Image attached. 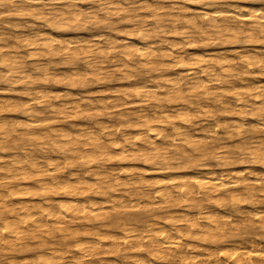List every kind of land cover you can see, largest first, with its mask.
Returning <instances> with one entry per match:
<instances>
[{
    "label": "bare ground",
    "instance_id": "obj_1",
    "mask_svg": "<svg viewBox=\"0 0 264 264\" xmlns=\"http://www.w3.org/2000/svg\"><path fill=\"white\" fill-rule=\"evenodd\" d=\"M166 5L0 0V264H264V2Z\"/></svg>",
    "mask_w": 264,
    "mask_h": 264
},
{
    "label": "rangeland",
    "instance_id": "obj_2",
    "mask_svg": "<svg viewBox=\"0 0 264 264\" xmlns=\"http://www.w3.org/2000/svg\"><path fill=\"white\" fill-rule=\"evenodd\" d=\"M171 1L172 0H160V3L161 4H163L164 6H165V4H168V5H166V6H170V3H171ZM100 30L102 31V29L100 28ZM84 33V34H83ZM76 34V36H77V38H78V36H80V38L81 39H86V38H88V33L86 32V31H80V32H78V33H71L70 35H69V37L70 38H76V36L74 37V35ZM84 35V36H83ZM82 36H83V38H82ZM227 49H230V46H225ZM225 47H223V49H226ZM210 50H220V49H218V48H212V49H210ZM251 50V49H250ZM41 63H45V61H42ZM52 69L51 70H53V71H51L52 73H56L57 74V76H60V77H62L63 76V74H64V72L66 73V71H67V68H66V66H63V65H60L59 66V64H57L56 66L53 64L52 66ZM54 67V68H53ZM60 69V70H59ZM81 69V68H80ZM65 70V71H64ZM260 80H262L263 82H264V78L263 79H260ZM113 81H115V82H113ZM113 81L111 82V84H109V85H107L106 87L105 86H103L102 84H100V83H98L97 84V82L96 83H92L90 86H88L87 88H85V90L83 91L81 88H79V90H78V88H76V89H74V93H80L82 96H84V97H90L92 100H95V99H97L99 96H100V94H101V91L102 90H105L107 87H109L110 89H115V87L116 88H118L119 86H121L123 83H121V84H119L120 82L118 81V77L116 76L115 78H113ZM58 87V88H57ZM57 87H54L53 85H52V89H54L55 91H56V89H57V91H63L65 88H64V86H59V85H57ZM5 88H6V86L4 85V83L2 82V81H0V100H3V101H11V102H19L20 101V89L19 88H17V89H15V91H12V92H7V91H4L5 90ZM60 88V89H59ZM62 88V89H61ZM3 91H2V90ZM99 90L100 91V94L99 95H96V94H98L99 93V91L98 92H96L97 90ZM101 89V90H100ZM2 91V92H1ZM91 91H92V93H91ZM88 94H87V93ZM95 92H96V94H95ZM10 93V94H9ZM16 93H17V95H16ZM90 94V95H89ZM92 94V95H91ZM96 95V96H95ZM7 96V97H6ZM123 112H128L129 110L130 111H132L131 109H126V108H120ZM116 112H118L117 110H115ZM3 116L6 118V119H8V120H10V121H12V120H15L17 117H18V114H17V112H11V113H9V114H7V113H4L3 114ZM9 116V117H8ZM221 120H224V118H222ZM84 121H86V120H84ZM83 124H86L87 125V123L86 122H83ZM248 124V123H247ZM259 134H261V133H258L257 134V137H256V135L253 137V138H251V137H249V136H247L248 138L247 139H249V138H251V139H249V140H252L253 139V141L252 142H249L250 144H246V142H241L242 140H237V138H234L232 141L234 142H232V141H224L223 143H221L220 144V147H223V148H225L226 147V150H227V148L228 149H230L229 147H231V150L233 149L234 151H231V150H228L229 152H230V154H237V155H233V158H237L238 159V161H236V162H234L233 164L234 165H232V168H236V169H241V168H243V167H245L246 165L247 166H249L247 163H245V161L243 162L242 161V157H240V156H243V155H245L246 153H247V151L245 152V150L247 149V150H250V151H253L254 149L252 148L253 146L255 147V150L254 151H256V152H258V150L260 151H264V134L262 133L261 135H259ZM261 136V137H260ZM259 137V138H258ZM239 139V138H238ZM254 139H256V142H255V140ZM236 140V141H235ZM248 140V141H249ZM260 140V141H259ZM258 141V142H257ZM251 143L253 144V145H251ZM260 143V144H259ZM229 145V146H228ZM245 145V146H244ZM232 146H233V148H232ZM234 146L236 147V148H234ZM237 146H238V148H237ZM252 146V147H251ZM219 147V148H220ZM248 147V148H247ZM260 147V148H259ZM263 147V148H262ZM218 148V147H217ZM241 148H243L242 150H244V151H242L241 150ZM251 148V149H250ZM257 148H259V149H257ZM236 149V150H235ZM217 150H220V149H217ZM238 150H239V152H238ZM242 151V154L243 155H241V152ZM253 151V152H254ZM234 152V153H233ZM237 152V153H236ZM245 154H244V153ZM259 153V152H258ZM231 155V156H232ZM241 158V159H240ZM243 158H244V156H243ZM240 161H242V163H244L243 165L241 164V162ZM206 164H210V165H213V163H212V161H207L206 162ZM238 164H241V166H239ZM250 164V163H249ZM129 166H130V164H128ZM120 165L119 164H113V165H111V167L112 168H115V167H119ZM138 166V168H145V166H143V165H137ZM252 167H253V169H257L256 170V173H261V171H262V166L259 164V163H257V164H253V165H251ZM261 166V167H260ZM258 167V168H257ZM116 169V168H115ZM259 170V171H258ZM147 178H150V176H146ZM152 177V176H151ZM134 213V212H133ZM255 234H251L250 236H254ZM260 235V236H259ZM259 235H255L254 237H250V236H248L249 238L248 239H253V238H262L263 236L259 233ZM30 255H28V256H26V258H28Z\"/></svg>",
    "mask_w": 264,
    "mask_h": 264
},
{
    "label": "clouds",
    "instance_id": "obj_3",
    "mask_svg": "<svg viewBox=\"0 0 264 264\" xmlns=\"http://www.w3.org/2000/svg\"><path fill=\"white\" fill-rule=\"evenodd\" d=\"M261 2H264V0H261Z\"/></svg>",
    "mask_w": 264,
    "mask_h": 264
}]
</instances>
